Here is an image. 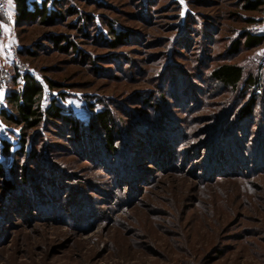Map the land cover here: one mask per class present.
<instances>
[{
  "label": "rangeland",
  "instance_id": "obj_1",
  "mask_svg": "<svg viewBox=\"0 0 264 264\" xmlns=\"http://www.w3.org/2000/svg\"><path fill=\"white\" fill-rule=\"evenodd\" d=\"M49 1L60 13L51 23L0 17V69L9 67L11 84L16 72L33 74L43 105L56 97L81 132L61 122L24 129L31 152L17 158L15 188L0 178V264H264V165L250 154L264 141V104L242 123L244 83L222 88L209 79L230 61L245 78L264 80V42L230 50L244 31L264 35V4ZM113 31L125 35L117 48ZM57 36L76 46L62 50ZM4 107L0 89V161L9 167L3 141L18 148L21 126ZM105 108L113 153L94 118Z\"/></svg>",
  "mask_w": 264,
  "mask_h": 264
},
{
  "label": "trees",
  "instance_id": "obj_2",
  "mask_svg": "<svg viewBox=\"0 0 264 264\" xmlns=\"http://www.w3.org/2000/svg\"><path fill=\"white\" fill-rule=\"evenodd\" d=\"M14 1L13 5L10 2V7L13 12V24L15 26L27 25L33 23L36 19L44 23H51L55 18L59 17L60 13L57 12L56 7H50L49 0H11ZM53 4L60 5L58 0H54ZM263 0H247L244 10H261L263 8ZM68 11L71 13L78 12L74 8H69ZM0 17L2 18L1 14ZM247 24L256 22V20L247 16L244 18ZM111 47L117 48L123 44L124 33L113 31ZM242 39H236L230 50L236 52L240 46L246 49L255 48L264 42L263 34H256L250 31H244L242 34ZM54 41L59 45L64 51H68L69 48L76 46L72 41L62 36H57ZM32 53V51H29ZM27 54V53H26ZM209 79L217 87L222 88H233L239 89L240 85L244 83L243 88L240 90L241 99L244 103L239 110V114L242 117V123H245L248 118L254 113V109L258 105L259 100L264 104V80H258L255 76L249 75L245 78L244 68L235 62H222L214 66L210 73ZM12 78V77H11ZM11 80L4 90V99L7 107L2 109L3 116L11 123L20 125L21 134L19 138V147L12 151V143L8 140L3 141V150L5 154L12 153L14 156V162L6 167L3 162L0 161V178L4 181L8 190L14 189L15 185L12 180L15 165L17 163L18 156L27 155L29 156L31 149L28 147V139L24 129H34L41 126L44 122H61L66 126L68 131L73 132V136L80 137L81 123L79 118L72 115L66 110L65 106L56 97H53L49 103L43 105L44 96V85L37 79L33 74L29 72H16L13 75V84ZM51 86H56V83L49 79ZM251 90V94L250 93ZM94 118L103 127L105 132L106 140V151L109 150L111 153L116 152V136L115 130L113 129V114L107 109H102L98 111ZM90 124L86 125L89 126ZM255 151L250 152L252 155H256L255 164L257 166L264 165V141L263 139L256 140ZM237 149V148H236ZM226 151L228 148H224ZM233 154V153H232ZM230 157V156H229ZM228 158V157H226ZM241 156H234L235 160H241ZM215 160L212 162L214 164ZM28 170L25 168L22 173V179H28Z\"/></svg>",
  "mask_w": 264,
  "mask_h": 264
},
{
  "label": "built area",
  "instance_id": "obj_3",
  "mask_svg": "<svg viewBox=\"0 0 264 264\" xmlns=\"http://www.w3.org/2000/svg\"><path fill=\"white\" fill-rule=\"evenodd\" d=\"M11 0H0V14L2 16V19L5 23L8 25L13 24V12L10 7ZM18 49L17 47H12L10 54L13 58V60H18ZM11 79V71L9 67H3L0 69V89L7 88L8 83Z\"/></svg>",
  "mask_w": 264,
  "mask_h": 264
}]
</instances>
